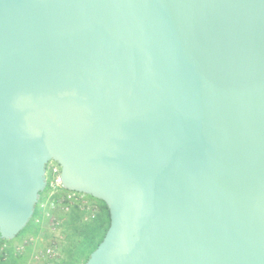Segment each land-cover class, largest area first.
<instances>
[{"label":"water","instance_id":"95a60500","mask_svg":"<svg viewBox=\"0 0 264 264\" xmlns=\"http://www.w3.org/2000/svg\"><path fill=\"white\" fill-rule=\"evenodd\" d=\"M103 200L84 264H264V0H0V236L47 186Z\"/></svg>","mask_w":264,"mask_h":264},{"label":"trees","instance_id":"16d2710c","mask_svg":"<svg viewBox=\"0 0 264 264\" xmlns=\"http://www.w3.org/2000/svg\"><path fill=\"white\" fill-rule=\"evenodd\" d=\"M51 179L24 228L33 222V237L21 241L19 247L0 236V264H84L105 237L111 222L107 204L62 186L52 192ZM57 229L63 236L59 245L53 242ZM48 248L53 249L52 254L47 253Z\"/></svg>","mask_w":264,"mask_h":264},{"label":"rangeland","instance_id":"374dc122","mask_svg":"<svg viewBox=\"0 0 264 264\" xmlns=\"http://www.w3.org/2000/svg\"><path fill=\"white\" fill-rule=\"evenodd\" d=\"M51 165H58L56 162L54 161H50L47 165V171H46V177H47V180H50L51 177H52V173L50 171V167ZM33 225L34 223L31 222L27 227L26 229H24L18 236H16L15 238L13 239H10V240H6V243H8L9 245H12V246H15V245H18L19 247H21L19 245V243L22 241H25L27 242L29 240V238H32L33 236L30 235V232H31V229L33 228ZM63 237L60 230L57 229L55 231V239L53 240V242L56 244V245H59L60 243V238ZM54 244V245H55ZM48 245V244H46ZM55 245V246H56Z\"/></svg>","mask_w":264,"mask_h":264},{"label":"built area","instance_id":"2783aa9c","mask_svg":"<svg viewBox=\"0 0 264 264\" xmlns=\"http://www.w3.org/2000/svg\"><path fill=\"white\" fill-rule=\"evenodd\" d=\"M50 171L52 173V179L50 182V186L52 188V192H56L61 185V181H60V166L59 165H51L50 167ZM69 197H71V195H68ZM52 248H48L47 253L48 254H52Z\"/></svg>","mask_w":264,"mask_h":264}]
</instances>
